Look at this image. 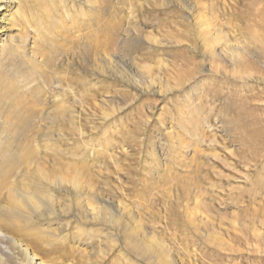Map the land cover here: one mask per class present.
I'll list each match as a JSON object with an SVG mask.
<instances>
[{
    "label": "rangeland",
    "instance_id": "1",
    "mask_svg": "<svg viewBox=\"0 0 264 264\" xmlns=\"http://www.w3.org/2000/svg\"><path fill=\"white\" fill-rule=\"evenodd\" d=\"M21 5L49 61L30 38L4 83L36 68L38 90L15 102L0 92L3 234L48 264H264V0ZM54 72L68 81L39 78ZM12 113L25 131L6 149ZM0 243V264L23 262Z\"/></svg>",
    "mask_w": 264,
    "mask_h": 264
},
{
    "label": "bare ground",
    "instance_id": "2",
    "mask_svg": "<svg viewBox=\"0 0 264 264\" xmlns=\"http://www.w3.org/2000/svg\"><path fill=\"white\" fill-rule=\"evenodd\" d=\"M26 1L27 0H0V92L6 91L8 94V95L6 94V96H8V98H11L14 102L16 101L17 98H21L25 95L26 92H24V94H22L24 87H26L29 90L30 94L34 93L35 91L38 90V89L36 90L37 86H33L32 83L35 81L34 78L39 74V72H37V69L33 68L30 72H23V73L21 72L22 74L16 76V77H18L17 83L15 82V84H14V82H13V83H8L9 85H6L4 82L7 78V72L10 71L7 69V67H9V65H10L9 62L15 56V54L24 52L26 47L28 46V40H30V38H31L32 39L31 47H32L33 55L34 56H41L42 55L41 57H43V59L41 58L40 62H43V64H46V62L49 61V58L47 57V53H43V50L39 47L40 44L38 45L39 39L41 36L40 32L38 31V28L36 26H33L32 23L30 22L29 17L25 13H23L24 11L22 9L21 4H22V2H26ZM88 1L91 2L92 0H88ZM65 12L67 13L68 16H71L69 14L68 9H66ZM28 29L29 30L32 29L35 32L34 33L35 35L32 36L31 33L28 31ZM219 34H220V32H217L215 38L220 39ZM213 35H215V34H213ZM107 36H109V40L105 43L104 46L106 48H114L116 38H113L114 37L113 32H109V35H107ZM208 38L213 39L209 36H208ZM45 42L49 43L50 41H48L46 38H43L42 43H45ZM102 46H103V44H101V46L99 44H96V46H95V43H93V46H91L90 49L86 51V55L89 54L90 57L89 56L88 57L90 60H92L93 65L94 64L96 66L98 65V62H99V54L98 53H99V49L100 48L102 49ZM37 47H39V48H37ZM39 49H41L42 52ZM230 49L232 50V53H233L232 55L234 56L233 58H234V61L236 62L239 59V56H238L239 54L236 53V50L234 49L233 45H232V47L230 46ZM39 54H41V55H39ZM227 54H230V53H227ZM238 73H240V72H238ZM43 74H41L39 76V78L44 79V81L47 85H51V84L60 85L63 81H68V78L66 76H62L58 72L51 73L52 75H49V76L47 74L44 76ZM47 80H49V83H47ZM9 87H12V88L10 89ZM3 94H5V93H3ZM1 97H5V96H1ZM55 97H56L55 98L56 104H58L57 102H59L61 104L60 109L63 112H65L67 109L63 106V103H61L59 101V100H62L63 98L61 96H59L58 93L55 95ZM3 99L0 98V107H2L3 104L5 103V102H3ZM15 106L16 105L14 104L13 108L10 107L11 109H9V110L6 109L7 114L12 112V110L15 108ZM13 113L10 116L8 115V116L4 117V124L12 126L9 130H10L12 138H13L12 141H8L7 144L5 145L6 149L8 148L9 145H11V143L13 141L15 142V140L23 137L21 132L25 131V130L21 131V129L17 128V121L20 120L21 124H27L28 122L31 124L32 119L34 118V113L31 112V113H28L27 116H25V114H23V116L20 119L18 118L19 120H17L13 117ZM52 116H53V114H52ZM52 116H51V112L47 113L48 120L51 119V120H49L50 122H55L56 119H58V117H60L59 115H58V117H52ZM61 123H62L61 127L66 125L65 122L62 121V119H61ZM2 138H3V135H0V145L3 142ZM51 150L52 149L50 148V151ZM20 152L21 151H18L15 158H17L18 161L21 163L27 161V159L32 160L34 158L32 152H31V154H29L28 152L21 154ZM38 169H39L38 172H40L39 167H38ZM36 177H38V176L36 175ZM82 188H83V186L80 185L77 189L78 190L77 191L78 197H83V194H84L83 189L84 188L83 189ZM11 203H12L11 206L13 207L15 205V203L14 202H11ZM90 209H92V208H90ZM93 209H94V207H93ZM12 212L13 211L11 209L10 211H7L6 213H4L3 216H5V220H6L5 222H7V221L9 223L12 222L15 225L17 219H16V216L14 214H12ZM96 212H97V210H96ZM96 217H98V215ZM113 219H115V218H113ZM8 222L5 224L8 225ZM11 226L12 225H10V227ZM5 238H7V240L10 243H14L16 248H18L20 250V252H22V254H24L23 262L20 263L19 261H17L18 264H48V263L44 262L41 258L35 256L32 252H30L29 248L27 246H24L23 244L15 241V240H12V238L9 235L3 234L2 227H0V241H4ZM131 244H132L133 248H135V247L139 248L140 245H142V246L144 245V240H142V242H140V241L133 242V239H131ZM146 248L148 251L151 249L149 246H147Z\"/></svg>",
    "mask_w": 264,
    "mask_h": 264
}]
</instances>
